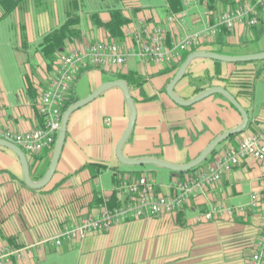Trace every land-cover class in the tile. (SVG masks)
I'll use <instances>...</instances> for the list:
<instances>
[{
	"label": "crops",
	"instance_id": "obj_1",
	"mask_svg": "<svg viewBox=\"0 0 264 264\" xmlns=\"http://www.w3.org/2000/svg\"><path fill=\"white\" fill-rule=\"evenodd\" d=\"M19 1L9 15L3 13L10 4L0 3V25L10 22L12 33L10 39L0 40V128L22 133L40 127L37 103L56 63L48 61L38 45L71 16H76L78 33L66 39L62 52L103 41L120 45L127 54L124 64L83 70L74 88L80 100L103 83L121 79L116 75L129 74L137 118L122 150L126 157H157L184 165L216 136L242 122L241 113L221 94L192 105L177 104L166 88L178 70L168 62L142 61L138 50L143 39L161 29L165 46L198 32L197 50L231 56L263 53L262 7L257 24L238 20L228 28L220 21L225 11L253 0H234L233 5L219 1L212 7L208 0ZM183 10L188 12L183 22L169 19ZM209 25L217 26L216 31L210 32ZM239 62L197 57L174 88L181 99L189 100L210 86H221L246 108L250 119L246 129L217 150L264 129V61ZM256 69L261 72L247 93L235 83L234 73L253 74ZM130 74L140 75L142 83ZM130 114L119 87L75 110L57 170L43 188L28 186L18 155L0 145V245L42 243L31 256L6 264H249L263 233L264 212V204H250L254 191L264 197V162L254 158L244 159L214 185L193 191L176 212L123 220L83 241L64 240L59 247L46 241L59 234L63 224L99 216L104 206L111 207L112 199L119 198L116 185L121 176L149 173L165 194L187 176L158 165L126 166L119 161L115 151ZM52 153L39 159L28 155L29 163L39 165L42 172ZM210 211L212 216L206 218Z\"/></svg>",
	"mask_w": 264,
	"mask_h": 264
},
{
	"label": "built area",
	"instance_id": "obj_2",
	"mask_svg": "<svg viewBox=\"0 0 264 264\" xmlns=\"http://www.w3.org/2000/svg\"><path fill=\"white\" fill-rule=\"evenodd\" d=\"M260 7H264V0H253L252 3L240 5L235 10L225 11L220 21L228 28H232L238 20H247L250 26L257 24ZM187 14L188 12L183 10L178 14H171L169 19L183 22ZM216 29L217 26L209 25L210 32H215ZM199 34L195 32L185 35L179 42L165 46L164 33L161 29H157L141 42L138 50L139 58L152 63H167L179 59L183 51L195 47V43L200 38ZM126 55L120 45L103 41L95 42L81 50L61 53L50 84L37 103L42 118L40 127L22 133L0 128V138L16 143L25 154L40 155L51 149L56 144L62 126L63 108L77 77L83 70L92 67L124 64ZM246 158L264 162V129L240 139L238 145L222 148L196 175L175 181L171 194L156 192L157 181L147 173H142L138 178L120 179L116 185V192L122 198V202L113 207L104 206L99 216H87L79 222L63 224L59 234L46 241L59 247L64 240L83 241L87 235L102 233L103 230L123 220L176 212L186 203L193 191L204 190L214 185L223 175L241 165ZM261 176L264 182V169ZM250 204L256 207L264 204L260 191L256 190L251 194ZM212 214L213 212L210 211L205 217L210 218ZM262 218L263 233L258 242V249L249 259V264H264V212ZM41 244L17 247L0 245V264H6L13 259H23L27 255L31 256L36 246Z\"/></svg>",
	"mask_w": 264,
	"mask_h": 264
},
{
	"label": "water",
	"instance_id": "obj_3",
	"mask_svg": "<svg viewBox=\"0 0 264 264\" xmlns=\"http://www.w3.org/2000/svg\"><path fill=\"white\" fill-rule=\"evenodd\" d=\"M197 57H204V58H213L220 61H228V62H238V61H252V60H264V52L263 53H252L248 55H238V56H231V55H225V54H219L212 51H203V50H195V52H192L190 55L187 56V58L181 63V67L178 69L174 77L172 78L171 82L168 84L166 91L167 94L169 93L170 97L179 105H192L194 103H197V101L202 100L206 97L211 96L212 94H222L225 96L229 102L235 106V108L241 113L242 122L240 125L234 128H230L226 130L225 132L221 133L220 135L216 136L212 141L204 148V150L193 160L186 162L184 165L169 163L167 161H164L159 158H153V157H142V158H133L129 156H125L124 152H122L124 145L127 143V140L129 139V136L131 135L135 125H136V118H137V109L136 105L133 99V96L130 92V87L127 81H124L123 79H111V81H107L100 85L97 90L90 93L86 97H83V99H80L72 104L69 105L65 109V112L63 114L62 122H61V129L60 132L56 138V144L53 150V156L49 165V169L47 170L46 174L43 176V179L40 181H34L31 178V169L29 165L28 156L25 154V152L21 149L20 146H18L16 143H12L10 141H6L4 139L0 138V145L4 146L13 153L15 152L16 155H18L20 162H21V168L23 169V175H24V181L27 183L28 186H31L33 188H43V186H46L49 181L54 176L56 170H57V164L61 157V151L64 147L65 141H66V134L68 129V121L71 116V114L83 107V105L89 103L90 101L96 99L99 94L104 92L107 89H111V87H119L121 88L123 95H125V99L127 101V104L129 106V109L131 110L130 119L128 121V126L121 136L120 141L117 144L116 147V154L119 159V161L126 165V166H142V165H158L160 167L166 168L168 170H173L177 174L181 172H185L187 170L193 169L199 164H201L204 160L208 158L210 154H212L213 150L216 146H218L220 143L224 142L229 136L240 134L242 131L246 129V127L249 124V115L246 110V108L240 104V102L237 100V98L234 96L232 92H230L228 89L223 88L221 86H212L209 89H206L202 91L201 93L197 94L195 97L185 100L181 99L175 92L174 88L178 82L182 80V77L185 75L187 69L190 67L191 62L197 58Z\"/></svg>",
	"mask_w": 264,
	"mask_h": 264
},
{
	"label": "trees",
	"instance_id": "obj_4",
	"mask_svg": "<svg viewBox=\"0 0 264 264\" xmlns=\"http://www.w3.org/2000/svg\"><path fill=\"white\" fill-rule=\"evenodd\" d=\"M173 1H177V0H170L171 3H173ZM219 1L220 2H223V3L231 4V5L234 4V0H208V4H209L210 7H212L216 2H219ZM19 2H20L19 0H0V3H6L7 5L10 4L9 7L7 8V10L3 14L4 15H9V13L12 10H14L20 4ZM260 13H261L262 16H264V7L261 8ZM76 21H77L76 16H71V17H69L66 20L65 23H63L59 27L53 28L51 31H49L48 33H46L42 37L41 42L38 45V49L41 51L42 55H44V57L48 61H50V62H53L54 61V63H56V65H57L58 60H59V57L61 56V53H64V52H62V49L64 47V44L66 42V39L69 38V37H71V36H76L77 33H78V30L74 26L76 24ZM114 22H115L114 24H117L116 21H114ZM195 50H197V47H193V48H191L189 50H186V51H184L181 54V57L179 59L173 60V61L168 62V63H170V65L172 66V68H174L175 70H178L181 67V63L187 58L188 55H190L192 52H195ZM255 61H264V60H252V61H244V62L241 61L239 63H247V62H255ZM260 72H261V69L260 70H257L256 69V71L254 70L253 71V74H249L246 71L234 73V74H236V75H234L235 83L238 86H240L242 89H244V91H246L247 93H251L250 90H251V88H253V82L255 81V79H257L258 74ZM116 76L119 77V78H121V79H123L124 81H127L128 84H129V87H130V84H131L132 81H130L129 74L116 75ZM130 76H131V74H130ZM131 77L134 78V79H137V80L140 79L139 82H138V84L142 83V81H143V78L140 75H138V76L135 75V76H131ZM210 87H212V86H210ZM74 88H75V85L73 86V88H72V90H71V92H70V94L68 96L69 98H68V100L66 102V105L63 108V111L64 112H65V109L67 107H69L70 104L78 101V98L76 96H74ZM217 94H219V93H217ZM239 135L240 134L231 135L224 142H226L227 140H233V139H235ZM129 138H130V136H129ZM54 147H52L49 150H46V151L42 152V154H49V153L53 152ZM218 151H220V150H217L215 148L213 150L212 154L209 155L208 158L205 161H203L201 164H199V166H197V167H195L193 169L187 170L185 172L179 173L180 176L182 177L185 174H187V176L196 175L203 167H205V165L208 164V162H210L211 160H213L214 155ZM42 154H40V155H33V156L35 158L39 159V158H42L41 157ZM26 155L28 156V155H31V154H26ZM50 162H51V159H48L47 162H46V164H45V166L43 167V171L42 172L39 171V167H40L39 165H33V164H30L29 163L30 169H31V178L33 180H39V181L41 179H43V176L46 174L47 170L49 169L48 167L50 165ZM101 167H104V165H101ZM142 172H138V174L135 175L136 177H132V175H129L128 177L130 179H132V178H138V177H140L142 175ZM144 173H146V172H144ZM147 174H149V173H147ZM124 177L123 176L119 177L117 179L118 180L117 182H119L120 179H122ZM156 192L162 193L158 189V184L156 185ZM263 199H264V197H263ZM112 201L114 203L111 204V207H113L116 204L122 202V198L119 195V198L118 199L113 198ZM8 245H11V246H14V247L22 246V245H18V244L17 245H13L10 242H9Z\"/></svg>",
	"mask_w": 264,
	"mask_h": 264
},
{
	"label": "rangeland",
	"instance_id": "obj_5",
	"mask_svg": "<svg viewBox=\"0 0 264 264\" xmlns=\"http://www.w3.org/2000/svg\"><path fill=\"white\" fill-rule=\"evenodd\" d=\"M147 1V0H145ZM10 22L8 24H1L0 25V40H3L5 37L7 39H10L12 37V33L10 31ZM7 51H9V49L7 48ZM10 52V51H9ZM241 139V138H240ZM240 142V140H238L237 142L231 143L230 145H238V143ZM205 161V160H204ZM187 177V176H186ZM185 177V178H186ZM184 178V177H183Z\"/></svg>",
	"mask_w": 264,
	"mask_h": 264
}]
</instances>
